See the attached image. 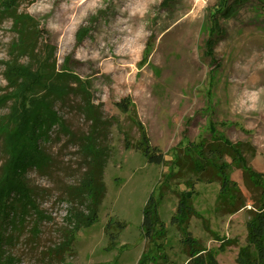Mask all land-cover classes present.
Instances as JSON below:
<instances>
[{
  "label": "rangeland",
  "instance_id": "1",
  "mask_svg": "<svg viewBox=\"0 0 264 264\" xmlns=\"http://www.w3.org/2000/svg\"><path fill=\"white\" fill-rule=\"evenodd\" d=\"M85 1L17 0V14L32 19L37 32L31 57L30 45L21 42L12 20L0 17V169L8 118L41 96L32 87L42 71H53L55 62V82L70 93L54 106L59 117L82 144L91 131L82 110L91 106L105 121L108 153L97 222L73 231L65 264H139L145 254L152 258L146 264H186L179 233L171 224L176 194L185 188L175 181L159 204L166 235L155 252L142 237V209L151 194L158 195L169 168L150 165L142 153L125 150L124 140L134 144L138 132L134 118L115 104L130 99L167 166L180 142L184 146L208 138L211 126L230 143L241 144L249 168L264 177V0H242L235 8L228 0L233 14L217 17L221 32L211 39L210 51L211 15L223 0ZM16 68L28 77L20 81ZM45 148L51 167L27 175L44 220L37 235L31 220L13 234V244L5 247L13 264H59L48 251L72 230L69 215L78 210L86 215L68 197L86 170L79 141L55 131ZM226 162L228 178L246 207L218 217V184H197L192 199L196 216L188 231L218 264H236L259 190Z\"/></svg>",
  "mask_w": 264,
  "mask_h": 264
},
{
  "label": "trees",
  "instance_id": "2",
  "mask_svg": "<svg viewBox=\"0 0 264 264\" xmlns=\"http://www.w3.org/2000/svg\"><path fill=\"white\" fill-rule=\"evenodd\" d=\"M227 1L223 0V3L219 4L211 15L210 38L206 43V49L209 51L212 49L211 39L221 32L217 17L226 19L231 17L234 6L242 0H233V8L227 5ZM16 3L17 0H0V17H8L12 20L21 42L30 45L27 56L31 57L37 44L35 24L27 15L17 14ZM45 63L48 61L44 60V65ZM54 65L55 62L53 71L49 73L42 71L38 75L40 79L37 80V86L32 87L42 91L41 96L35 99L29 108L23 104L19 106L15 114L11 113L7 120L8 128L2 136L5 160L0 169V264L14 263L5 253V247L11 246L15 240L13 234L21 231L24 224L31 220L32 231L34 235H37L38 225L44 220L42 212L38 209L35 193L29 186L27 175L32 171L44 173L51 167L52 160L45 147L55 131L76 143L79 141L81 145L80 150L85 160L86 170L79 184L70 188L68 197L70 203L74 202L81 206L86 215L79 210L69 215L72 230L65 240L48 251L51 258L56 259L59 264H65L64 255L71 249L73 231L91 227L97 222L98 208L105 192L103 172L108 158L105 149V121L91 106L86 105L82 113L90 123L91 131L87 136L82 137V144L79 138L68 130L54 106L66 100L70 93L67 87L56 84ZM15 70L20 81L28 77V72L19 68ZM115 107L122 114H130L134 118V127L138 132V139L134 144L124 140L125 150L142 153L150 165L169 168L168 175L163 178L159 187L158 195L154 197L151 194L142 209V237L152 245L154 251L161 249V242L166 235L165 227L158 216V207L163 197L171 192L172 183L177 181L184 186L185 191L176 194L177 206L171 224L179 233L181 249L187 257L186 264H218L214 256L192 237L188 231V224L196 216L192 199L196 193L197 184H218L215 208V214L218 217L234 215L246 207L239 189L228 178L226 159H229L230 165L241 170L250 184L259 190L255 217L247 224V242L239 251L235 262L236 264H264V177L249 168L244 157V147L241 144L230 143L209 126L208 138H201L184 146H181L180 142L174 148V160L167 166L165 154L151 145L130 99L120 100ZM150 257L151 255L148 257L145 254L139 264H146L149 259H152ZM157 257L160 258V253Z\"/></svg>",
  "mask_w": 264,
  "mask_h": 264
},
{
  "label": "bare ground",
  "instance_id": "3",
  "mask_svg": "<svg viewBox=\"0 0 264 264\" xmlns=\"http://www.w3.org/2000/svg\"><path fill=\"white\" fill-rule=\"evenodd\" d=\"M70 1L75 2V3H72V5H75V4L78 3L80 0H70ZM89 1H91V0H86L85 2H89ZM135 6H136V5H135ZM136 7H137V6H136ZM131 45H132V44H130L129 49L131 48Z\"/></svg>",
  "mask_w": 264,
  "mask_h": 264
}]
</instances>
